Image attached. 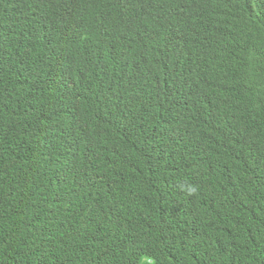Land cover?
<instances>
[{"label":"trees","instance_id":"trees-1","mask_svg":"<svg viewBox=\"0 0 264 264\" xmlns=\"http://www.w3.org/2000/svg\"><path fill=\"white\" fill-rule=\"evenodd\" d=\"M0 264H264V0H0Z\"/></svg>","mask_w":264,"mask_h":264},{"label":"clouds","instance_id":"clouds-1","mask_svg":"<svg viewBox=\"0 0 264 264\" xmlns=\"http://www.w3.org/2000/svg\"><path fill=\"white\" fill-rule=\"evenodd\" d=\"M181 190L186 191L189 195L195 194L198 191L197 186L191 184H181Z\"/></svg>","mask_w":264,"mask_h":264}]
</instances>
